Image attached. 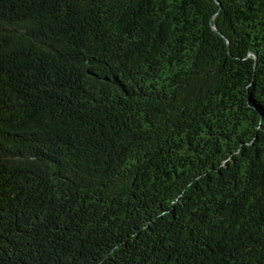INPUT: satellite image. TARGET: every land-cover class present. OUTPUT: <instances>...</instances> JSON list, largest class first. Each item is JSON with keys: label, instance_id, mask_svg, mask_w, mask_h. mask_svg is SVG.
Masks as SVG:
<instances>
[{"label": "trees", "instance_id": "obj_1", "mask_svg": "<svg viewBox=\"0 0 264 264\" xmlns=\"http://www.w3.org/2000/svg\"><path fill=\"white\" fill-rule=\"evenodd\" d=\"M0 264H264V0H0Z\"/></svg>", "mask_w": 264, "mask_h": 264}]
</instances>
